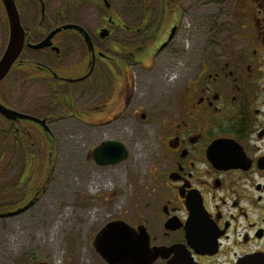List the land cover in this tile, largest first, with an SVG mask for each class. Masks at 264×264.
<instances>
[{
    "label": "flooded vegetation",
    "instance_id": "flooded-vegetation-1",
    "mask_svg": "<svg viewBox=\"0 0 264 264\" xmlns=\"http://www.w3.org/2000/svg\"><path fill=\"white\" fill-rule=\"evenodd\" d=\"M14 3L24 44L6 76L28 63L56 85L85 81L107 95L114 89L123 108L132 103L131 64L150 55L142 46L154 44L153 55L185 36L180 0H139L136 22L113 13L108 0ZM225 11L210 19L201 51L187 58L164 94L155 118L156 182L92 230L87 260L79 264H237L264 253V0H227ZM51 33L48 45L30 46ZM10 34L0 0L5 46ZM67 59L77 75L55 70ZM107 223L124 238L95 241Z\"/></svg>",
    "mask_w": 264,
    "mask_h": 264
},
{
    "label": "rangeland",
    "instance_id": "rangeland-1",
    "mask_svg": "<svg viewBox=\"0 0 264 264\" xmlns=\"http://www.w3.org/2000/svg\"><path fill=\"white\" fill-rule=\"evenodd\" d=\"M108 1L110 10L126 20L136 22L141 16L139 0ZM180 2V24L185 36L153 55L154 44L142 46L141 50H150V55L141 64H131L132 103L128 107H122L121 97L114 89L107 95L91 91L85 81L56 85L28 63L3 79L0 84L2 103L45 118L49 130L44 131L39 124L27 119L22 120L23 124H15L17 129L23 131L25 127L30 131L24 135L35 137L32 146L35 188L30 193L33 202L28 208L16 212L19 207H12L9 209L13 213L0 216V264L86 262L92 230L106 218L118 215L136 191L156 182L158 174L151 170L157 154L155 118L164 94L179 78L187 58L201 51L210 19L226 13L227 0ZM33 13L34 9L25 11V16ZM224 21L218 20L221 25ZM131 35L124 34V38ZM0 42L1 56L6 44L1 35ZM37 54L25 52L26 56L40 58ZM74 66L67 59L55 70L77 75ZM51 85L55 86L54 90ZM143 112L149 116L148 120L141 118ZM4 118L0 116L4 139L7 134L0 155L1 212L9 211L3 206L5 203H19L29 184L19 177L24 148L15 146L11 136L16 128L8 117ZM103 140L125 144L127 158L103 165L88 158L86 155Z\"/></svg>",
    "mask_w": 264,
    "mask_h": 264
},
{
    "label": "water",
    "instance_id": "water-1",
    "mask_svg": "<svg viewBox=\"0 0 264 264\" xmlns=\"http://www.w3.org/2000/svg\"><path fill=\"white\" fill-rule=\"evenodd\" d=\"M5 8L8 12V18L10 21V38L8 40L7 45L2 51V55L0 56V81L7 75L9 70L12 68L14 61L18 58L21 53L23 47V39H24V31L20 24L18 10H16V6L14 0H4ZM51 33L49 36L44 38L41 42L34 43L30 45L33 49L34 48H41L44 45H48L49 41L48 38L52 36ZM0 112L4 115V117H8L9 119L16 120L17 118L20 119H27L32 121L36 124H39L47 131L49 128L46 125V119L41 118L39 116H34L29 113L21 112L17 109H13L9 106H6L0 101ZM145 114L142 115L144 118ZM88 158H93L94 161L99 164H114L123 161L128 156V149L125 144L121 143L117 140H103L97 146H95L92 151H90L87 155ZM32 199L30 202L25 204L24 206L20 207L16 212H20L30 206L32 203ZM13 212L9 213H0V216H8ZM114 223H107L106 226L101 229L100 232L96 235L95 241L98 243L102 242L103 244H107L110 242H117L124 238V232L121 230H117L116 232H112L109 228ZM116 225V224H114ZM120 228V226H118ZM115 260L114 257L111 258ZM123 260V257L118 258ZM36 264H45V261H39ZM237 264H264V253L257 254V256H250L246 257V259H242V261L238 262Z\"/></svg>",
    "mask_w": 264,
    "mask_h": 264
},
{
    "label": "trees",
    "instance_id": "trees-1",
    "mask_svg": "<svg viewBox=\"0 0 264 264\" xmlns=\"http://www.w3.org/2000/svg\"><path fill=\"white\" fill-rule=\"evenodd\" d=\"M9 126V123H8ZM7 128V127H6ZM6 130V129H5ZM9 130V129H8ZM25 132V131H24ZM25 133L23 132H18V130H14L11 138H13V141L15 144V146L17 147L19 145L23 146L24 151H23V165H22V173L19 177L22 176L23 178V182H29V184L27 185V189L24 192L22 198L18 201L19 203L16 204H12V203H5L3 206L9 208L12 207H20V205H24L25 203L28 202V200H30L31 195L30 194L33 188H35V183L33 182L35 179V169H34V165H35V159L34 156L32 154L33 152V143H34V139L35 137L32 136H28V135H24ZM7 136V134H6ZM5 136V139H7ZM3 133H1L0 131V155H2V143L3 141H5ZM18 177V178H19ZM17 183H19L18 179H17ZM19 186L18 184H16V187Z\"/></svg>",
    "mask_w": 264,
    "mask_h": 264
}]
</instances>
